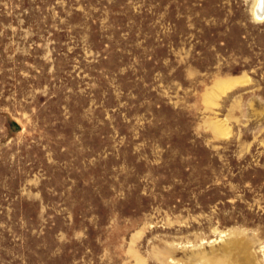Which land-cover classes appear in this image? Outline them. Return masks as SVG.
I'll use <instances>...</instances> for the list:
<instances>
[{"label": "rangeland", "instance_id": "1", "mask_svg": "<svg viewBox=\"0 0 264 264\" xmlns=\"http://www.w3.org/2000/svg\"><path fill=\"white\" fill-rule=\"evenodd\" d=\"M253 5L0 0V264H264Z\"/></svg>", "mask_w": 264, "mask_h": 264}, {"label": "bare ground", "instance_id": "2", "mask_svg": "<svg viewBox=\"0 0 264 264\" xmlns=\"http://www.w3.org/2000/svg\"><path fill=\"white\" fill-rule=\"evenodd\" d=\"M253 13H254L255 18L258 20H262L264 18V0H254ZM218 88H219V86H218ZM221 88H224V87H221ZM209 100H210V98H209Z\"/></svg>", "mask_w": 264, "mask_h": 264}]
</instances>
